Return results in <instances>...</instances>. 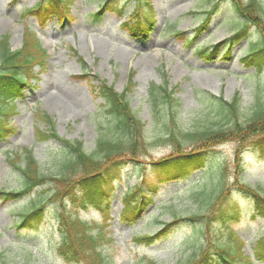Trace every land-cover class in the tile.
<instances>
[{"label":"rangeland","instance_id":"obj_1","mask_svg":"<svg viewBox=\"0 0 264 264\" xmlns=\"http://www.w3.org/2000/svg\"><path fill=\"white\" fill-rule=\"evenodd\" d=\"M37 2L0 0V39L8 34L11 48L17 49L22 44L25 27H28L49 54L45 65L35 68V77L27 81L28 85L20 94L14 95L11 104L0 102V117L14 128V132L0 138V189L11 191L19 187L20 172L10 159L24 149L32 150L41 171L57 172L56 162L61 158L63 143L57 139L38 140L37 129L44 130L49 126L40 120L39 114L46 113L51 117L58 137L81 140L85 150H93L97 139L107 136L111 128L103 101L96 95L93 85L104 79L121 91L133 71L134 87L128 100L132 111L144 123L146 150L139 156L138 163L121 170L108 194L102 196L103 203L106 199L109 201L107 215L90 205L79 209L77 214L81 220L90 223L105 220L101 226L106 230L107 240L101 242L100 248L106 264H146L148 259L158 264H178L206 243V235H217L214 232L218 228L217 221L210 224L206 220L202 235L197 231L202 223L196 221L177 222L162 232L164 226L153 220L158 217L159 221L170 222L172 209L148 206L137 221H126L121 216L122 192L139 182V166L147 167L148 161L172 152L169 144L154 143V138L165 132L169 114L165 108L158 114L154 112L148 101L149 86L165 81L168 86H176L177 126L186 130L215 125L212 122L218 118L214 116V96L222 95L229 101L238 92L242 109L249 110L255 97L264 100V72L258 80L254 76L255 69L244 66L241 61L248 44L257 37L255 29L250 28L245 37L230 41L227 59L225 50L237 26L231 20L235 15L228 0L220 3L206 29L190 46L187 40L195 35L194 29L202 20L204 10L209 8L208 0H150L155 25L147 36L132 35L129 27L122 24L126 16L121 19L115 11L101 10L102 0H71L65 19L60 20L59 15L53 14L41 26L35 17L22 16L25 9ZM112 2L117 9L124 6L125 12H131L136 6L133 0ZM97 11L98 18L91 17ZM178 30L184 31L185 39L175 34ZM212 45H218L219 50L211 61L197 53L199 48ZM80 58L87 65L88 75L84 77L81 76L84 68ZM92 75L98 78L94 80ZM63 85L74 87L79 91L78 96L66 102L61 96ZM235 147L234 142H224L214 148L203 169L186 179L160 184L154 196L155 204L175 203L173 209L182 217L207 214L208 205L203 197H186L179 202L178 196L189 192L192 183L200 184L204 180H208L217 192L221 176L216 175L214 168L221 164H226L222 182L228 188L233 186ZM242 164L241 180L251 187L264 189V159L254 151L246 150L242 154ZM176 192L178 195L172 196ZM33 197L35 194L5 202L0 198V264H85L82 261L66 262L58 255V206L47 207L43 219L33 227L17 228L20 208L28 207ZM227 202L226 208L237 209V218L230 226L243 241L242 252L251 259V264H264L254 253L256 242L264 233V218L253 215L247 198L237 189L231 190ZM209 226L211 231H206ZM146 233L155 235L151 244L135 241ZM227 237L228 232L223 231L221 238ZM24 245L28 247H22Z\"/></svg>","mask_w":264,"mask_h":264},{"label":"trees","instance_id":"obj_2","mask_svg":"<svg viewBox=\"0 0 264 264\" xmlns=\"http://www.w3.org/2000/svg\"><path fill=\"white\" fill-rule=\"evenodd\" d=\"M223 0H208L209 8L204 10V16L196 33L188 38L187 45H191L196 37L206 29V25L212 13L217 10ZM231 4V12L235 15L231 20L237 26L229 38L225 53L229 59L231 40L248 35V30L254 28L256 39L248 44L241 61L246 67H253L255 77L260 80L264 72V3L263 0H228ZM71 0H39L31 8L23 11V18L33 16L43 26L49 17L57 14L60 20L66 18V10ZM136 6L132 13H128L124 23L129 27L132 35L146 36L155 24L151 11L150 0H134ZM112 0H102L101 10L115 11L118 15L124 13L122 8L113 10ZM99 14H93L98 18ZM178 37L184 38V33L177 31ZM9 35L5 34L0 39V102L10 103L14 95L20 93L22 87L27 84V79L35 77V68L43 67L49 56L42 46L37 35L28 27H25L22 44L17 49H12L9 44ZM231 41V42H230ZM219 46L212 45L202 47L197 53L204 59L211 61L218 53ZM81 65L86 70L85 61L80 59ZM133 71L129 73L128 84L121 92L114 89L112 84L101 80L93 85L96 95L102 99L105 113L107 114L111 128L108 135L100 136L91 151L84 149L81 140H67L57 136L54 123L46 113L39 114V118L49 126L37 129L38 140H60L63 143L61 158L56 162V173L41 171L40 164L31 149H24L15 153L10 159L11 164L20 172L19 187L6 191L0 189V198L5 201H17L25 196L35 194L28 207L19 210L18 228L33 227L44 217L47 207L58 206L56 212L57 231L59 240L57 251L66 262L82 261L85 264H106L105 257L100 248L101 242L107 240L106 230L101 224L81 220L78 210L92 205L105 214L108 212L106 199L103 203L102 196H106L112 187L114 180L130 164L139 162V156L145 152L147 141L145 140V126L141 119L132 111L128 94L132 91ZM88 74L85 73L84 76ZM82 76V77H84ZM96 80L97 77L93 76ZM176 86L164 84H151L149 86L148 101L155 113L165 108L169 114V123L165 126V132L154 138V143H167L171 146V153L148 161L147 167L139 166V182L132 188H126L122 193V218L126 221H137L146 211L147 207L154 203V194L161 185L170 180L188 178L193 172L203 169L209 161V156L216 146L231 141L236 147L234 150V181L230 188L222 182L226 164L218 165L215 169L217 176H221L218 182L219 190L214 191L209 181L192 183L190 191L178 196L179 201L186 197H203L208 205L207 214L194 213L182 217L177 214L170 202L167 206L156 205L163 209H172L170 222H162L156 217L163 227L162 232L181 221H193L202 223L197 230L204 235L202 227L205 221L218 222L217 235L211 237L210 233L204 237L206 243L195 249L193 254L187 255L178 264H251V259L244 255L241 248L243 241L234 233L231 223L236 220V210L226 208L231 196V190L237 189L247 198L251 212L264 218V189L251 187L241 180L244 171L242 154L246 150H252L260 159H264V100L255 97L249 110H243L240 105V96L236 92L231 100L227 101L222 95L213 97L215 100L214 113L218 119L213 126H203L194 129H183L177 126L175 117L178 105L175 97ZM1 106V105H0ZM14 128L0 117V138L7 137ZM146 170L149 171L146 174ZM178 193H174V195ZM69 206L72 207L69 210ZM212 219V220H210ZM214 221V222H215ZM100 225V227H99ZM206 231H211V226ZM223 231L228 232V237L222 239ZM213 232V233H214ZM155 235L149 233L138 236V243L151 244ZM241 242V245L239 244ZM22 247H28L26 245ZM256 257L264 263V234L256 243ZM1 258V254H0ZM146 264H158L148 259Z\"/></svg>","mask_w":264,"mask_h":264},{"label":"bare ground","instance_id":"obj_3","mask_svg":"<svg viewBox=\"0 0 264 264\" xmlns=\"http://www.w3.org/2000/svg\"><path fill=\"white\" fill-rule=\"evenodd\" d=\"M78 93H79V91L76 90L72 86H69V85H63L62 86L61 96L63 97V99L66 102L72 101L73 99H75L78 96Z\"/></svg>","mask_w":264,"mask_h":264}]
</instances>
